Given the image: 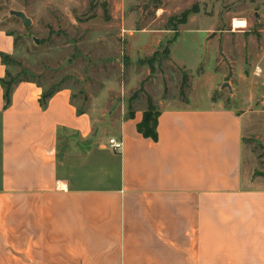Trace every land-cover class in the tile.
I'll list each match as a JSON object with an SVG mask.
<instances>
[{
  "label": "crops",
  "instance_id": "obj_1",
  "mask_svg": "<svg viewBox=\"0 0 264 264\" xmlns=\"http://www.w3.org/2000/svg\"><path fill=\"white\" fill-rule=\"evenodd\" d=\"M15 52L0 28V264H264L253 113L213 99L216 82L161 105L156 138L139 129L144 111H80L70 88L45 105L21 81L7 106Z\"/></svg>",
  "mask_w": 264,
  "mask_h": 264
},
{
  "label": "rangeland",
  "instance_id": "obj_2",
  "mask_svg": "<svg viewBox=\"0 0 264 264\" xmlns=\"http://www.w3.org/2000/svg\"><path fill=\"white\" fill-rule=\"evenodd\" d=\"M0 28L16 39L7 82L70 88L80 111L154 118L168 100L186 103L216 82L213 99L253 113L246 143L264 176V0H7ZM225 83L253 99L231 98Z\"/></svg>",
  "mask_w": 264,
  "mask_h": 264
},
{
  "label": "trees",
  "instance_id": "obj_3",
  "mask_svg": "<svg viewBox=\"0 0 264 264\" xmlns=\"http://www.w3.org/2000/svg\"><path fill=\"white\" fill-rule=\"evenodd\" d=\"M9 56H3V61L5 62V59L8 58ZM6 64V62H5ZM2 85L5 90V101L7 106L10 105L11 103V98H12V92L14 89V85H16L13 81L7 82V80H2ZM56 92V91H55ZM55 92H44L43 94V103L46 105L47 100H49ZM158 114V112H157ZM157 114L153 118L149 115V111L145 113L144 119L142 124L139 126V129L142 133H144L147 137H152L156 138V126H157Z\"/></svg>",
  "mask_w": 264,
  "mask_h": 264
},
{
  "label": "water",
  "instance_id": "obj_4",
  "mask_svg": "<svg viewBox=\"0 0 264 264\" xmlns=\"http://www.w3.org/2000/svg\"><path fill=\"white\" fill-rule=\"evenodd\" d=\"M10 14L12 16H15V17L19 18L20 20H22V22L26 28H29L32 25V20L24 12H22V11H10ZM4 18H8V16H6ZM223 88H229L232 91V89L228 83H225L223 85Z\"/></svg>",
  "mask_w": 264,
  "mask_h": 264
},
{
  "label": "built area",
  "instance_id": "obj_5",
  "mask_svg": "<svg viewBox=\"0 0 264 264\" xmlns=\"http://www.w3.org/2000/svg\"><path fill=\"white\" fill-rule=\"evenodd\" d=\"M109 143L110 146L117 152L121 151L123 148V141L118 140L117 138H112Z\"/></svg>",
  "mask_w": 264,
  "mask_h": 264
}]
</instances>
